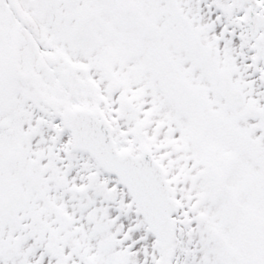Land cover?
<instances>
[{"label": "snow or ice", "instance_id": "obj_1", "mask_svg": "<svg viewBox=\"0 0 264 264\" xmlns=\"http://www.w3.org/2000/svg\"><path fill=\"white\" fill-rule=\"evenodd\" d=\"M0 264H264V0H0Z\"/></svg>", "mask_w": 264, "mask_h": 264}]
</instances>
